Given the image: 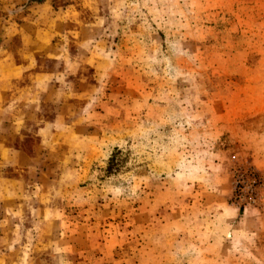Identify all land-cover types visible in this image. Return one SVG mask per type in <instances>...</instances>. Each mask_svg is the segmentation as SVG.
Segmentation results:
<instances>
[{"label": "rangeland", "instance_id": "1", "mask_svg": "<svg viewBox=\"0 0 264 264\" xmlns=\"http://www.w3.org/2000/svg\"><path fill=\"white\" fill-rule=\"evenodd\" d=\"M1 60L0 264H264V0H0Z\"/></svg>", "mask_w": 264, "mask_h": 264}, {"label": "built area", "instance_id": "2", "mask_svg": "<svg viewBox=\"0 0 264 264\" xmlns=\"http://www.w3.org/2000/svg\"><path fill=\"white\" fill-rule=\"evenodd\" d=\"M261 178L253 169H245L243 173L238 172L234 179V200L240 206L255 204L259 199Z\"/></svg>", "mask_w": 264, "mask_h": 264}, {"label": "crops", "instance_id": "3", "mask_svg": "<svg viewBox=\"0 0 264 264\" xmlns=\"http://www.w3.org/2000/svg\"><path fill=\"white\" fill-rule=\"evenodd\" d=\"M3 58L5 59L6 57H3ZM10 58H11V56H10ZM7 63L9 65L6 66L2 62V60L0 61V67L3 66L2 68H0V74H1L0 78L5 77V79H7L8 77L12 76L10 74H14L16 71V68L18 67L17 62H15L13 60L10 62H7ZM6 75H8V76H6ZM29 87H30V85H29Z\"/></svg>", "mask_w": 264, "mask_h": 264}, {"label": "trees", "instance_id": "4", "mask_svg": "<svg viewBox=\"0 0 264 264\" xmlns=\"http://www.w3.org/2000/svg\"><path fill=\"white\" fill-rule=\"evenodd\" d=\"M112 159V156L110 157ZM111 161V160H110Z\"/></svg>", "mask_w": 264, "mask_h": 264}]
</instances>
